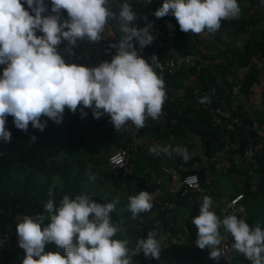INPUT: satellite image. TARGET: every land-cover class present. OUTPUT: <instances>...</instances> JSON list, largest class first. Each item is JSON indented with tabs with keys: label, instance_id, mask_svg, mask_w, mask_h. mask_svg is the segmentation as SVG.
I'll list each match as a JSON object with an SVG mask.
<instances>
[{
	"label": "clouds",
	"instance_id": "clouds-1",
	"mask_svg": "<svg viewBox=\"0 0 264 264\" xmlns=\"http://www.w3.org/2000/svg\"><path fill=\"white\" fill-rule=\"evenodd\" d=\"M109 4L110 0H51L53 14L45 16L44 0H0V65L5 66L0 76V140L11 141L8 116L18 130L27 132L31 123L43 132L47 121L41 122L42 117L61 124L65 108L76 113L80 105L82 118L87 115L83 109L91 108L94 119L107 114L117 130L129 121L139 129L146 118L160 117L166 99L164 81L154 71L160 63L155 55L151 62L139 56L133 43L140 49L150 45L155 39L150 34L152 25L134 27L137 14L126 0L118 5V16ZM62 11L67 12V20L61 19ZM169 14L181 32L211 35L222 20L238 19L240 7L237 0H163L154 16ZM117 18L123 35L111 45L116 49L111 62L91 68L66 63L58 51L62 42L71 54L78 40L100 41L108 21ZM31 139L35 142L37 137ZM128 199L133 219L152 208L146 191ZM211 206V198L205 197L199 215L192 219L196 247L211 249L209 258L217 260L223 228L232 237L235 251L251 264H264V230L235 215L221 219L210 211ZM114 209L115 202L102 204L87 195H65L58 204L48 200L42 213L25 215L16 225L18 247L25 252L22 264H133L132 257L140 252L158 260L161 240L154 231L139 239L131 254L127 239H114L127 231L113 222ZM48 244L64 254L46 252Z\"/></svg>",
	"mask_w": 264,
	"mask_h": 264
},
{
	"label": "trees",
	"instance_id": "trees-1",
	"mask_svg": "<svg viewBox=\"0 0 264 264\" xmlns=\"http://www.w3.org/2000/svg\"><path fill=\"white\" fill-rule=\"evenodd\" d=\"M246 1L257 10L263 11L258 8L257 0ZM123 2L125 0H110L109 7L117 13V16L118 5ZM126 2L132 6L133 11L137 14V19L133 22L134 27L139 29L151 24V32L158 33L165 30V36L171 40L170 53L149 50L147 61L151 62V57L155 55L161 68L169 59L174 60L177 67L173 73L165 70L161 77L156 73L164 81L166 99L160 117L155 120L151 117L146 118L144 126L154 130L156 139L168 140L172 137L177 140L178 144L188 146L187 153L174 161L178 169V177L181 178L190 173L197 174L201 185L206 190V197H208V191L212 190V187L210 183L206 184L205 182V169L193 166L196 161L200 162L193 157L192 146L188 144L193 137L200 141L203 157L207 159L208 168L211 170L214 169L215 154L226 153L231 161L227 172L243 173L245 178H249L248 173L250 171L255 172L254 185L249 180L244 181L241 185V199L245 206L243 219L250 227H255L258 223L264 230V155L261 150L257 151L254 155V162L246 164L248 166H243V172L240 168L242 164L240 166V164L234 163V157L241 156L248 145H256L262 141L256 133L257 131L252 130L254 122L259 128L262 121L258 120L256 114L251 116L242 112L239 105L241 97L246 98L251 93L257 76L255 71H251L239 83L231 84L226 82L224 78L226 74H230L232 68L249 67L252 58L257 54L261 59L264 58V41L252 39L243 49H231V57L228 60L225 58L224 64L209 63L204 65L205 57L198 48L200 39L197 34L181 32L175 17L171 14L159 19L154 16V13L162 6L163 0H126ZM44 3L48 10L43 15L53 14L51 13V0H44ZM24 7L27 10L26 4ZM61 19H68L66 11H62ZM260 19L264 26L263 12ZM237 20H222L220 29L231 28L234 30L232 27H240ZM107 25L114 28L117 38L122 37L118 18L110 19ZM168 25H171V28ZM37 35H42V33L37 32ZM91 49V46L80 45L77 42L69 54V46L66 42H62L58 51L66 63L73 64L80 60L89 62L90 58L88 57L91 54ZM4 67V65H0V76H2ZM186 81L194 83L204 94L194 95L191 91L183 93L182 88ZM233 84L241 85L240 97L233 98L227 93ZM261 101L264 107V92L261 95ZM81 106H78L76 113L65 108L61 124H56L47 117H42L41 122L47 121L43 132L34 129L31 123L27 132L18 130L14 126L13 117H7L6 129L11 132V141L6 143L0 140V228L2 230L7 232L16 230L18 219H22L25 215L35 217L42 213L44 204L48 200H53L58 204V200H61L69 191L66 190L67 185L64 188L63 186H53L56 177L60 179L62 185H72L73 193L70 196L72 198L77 195H87L98 203L114 202L97 192H95L97 194L95 197H91L90 193L92 192L85 190L89 185H92V177H85L81 173L84 165L78 154L80 148L74 140L75 129L79 125ZM235 117L240 120V125L232 126L229 124L226 132H229L232 126L230 129L231 140L238 147L236 150L225 151L220 139L221 130L223 124L232 121ZM160 120L162 123L159 122ZM33 136L37 137L35 142L31 139ZM120 148L126 149L119 147L116 150ZM126 150L128 151V149ZM101 163L104 164L105 168L109 166L107 159ZM71 170H73L72 174L70 173ZM118 170L119 175L128 181V173ZM176 202L186 206L191 218L199 215V207L192 205L190 196H182V188L176 194ZM117 210L116 204L114 211L110 214L113 222L119 220L116 215ZM154 211L157 212L159 209ZM165 214L168 217H165ZM152 215L153 209L151 208L150 211L140 213L136 219L132 218L131 220L139 228L138 232L142 236L147 237L148 232L156 229L162 230L164 233L175 234L170 211L162 212V215L156 219H151ZM227 215L228 213L221 219ZM47 223L48 221L45 222V224ZM184 237L183 241L171 240L168 246L162 247L160 258H163L167 264H186V262L188 264H223L218 259H210V250L207 248L202 251L196 247L197 229L192 221L186 222ZM231 240L233 241V239ZM154 260H151V263ZM141 261V264H148L149 262ZM231 264H251V262L244 255H237L234 250Z\"/></svg>",
	"mask_w": 264,
	"mask_h": 264
},
{
	"label": "crops",
	"instance_id": "crops-1",
	"mask_svg": "<svg viewBox=\"0 0 264 264\" xmlns=\"http://www.w3.org/2000/svg\"><path fill=\"white\" fill-rule=\"evenodd\" d=\"M240 7V14L238 23L240 27L219 29L215 34L205 35L197 34L200 39L198 45L199 50L202 52L204 65L209 63L224 64L225 58L230 59L231 49H243L246 44L252 39L264 41V27L260 19L263 11L249 5L246 0H237ZM101 37H106L108 40L113 41L117 38V34L111 25H107L105 31L101 33ZM80 45L91 46V43L85 40L77 41ZM226 54V55H225ZM251 71H255L257 80L251 88V93L248 97H241L239 105L242 112L251 116L256 114L258 120L262 124L257 127L256 133L262 139L264 144V107L262 106L261 95L264 92V58L257 56L251 60V65L245 68H232L230 74L224 76L225 81L228 83H239ZM83 106L80 107V109ZM87 115L82 118L81 111L79 118V125L76 126V135L74 140L79 146L78 154L82 160L84 168L81 173L85 177H92V185L87 189L91 197H95L97 193L112 199L117 204L118 216L117 221L114 223L119 224L121 227L127 229L125 234H117L118 239H127L129 241L128 248L130 254L135 251L136 243L139 239H147L142 236L135 224H133L132 213L128 209L129 197L136 196L140 191L148 192L152 199L153 215L151 219H156L162 215V212L170 211L175 227V234L164 233L162 230H154L157 238L161 240V248L168 246L170 241H183L185 239V224L187 221H192L190 212L185 205L177 204L176 194L181 188L180 178L177 176H170L163 172V169L169 167H176L174 161L176 158L182 157L187 153L188 146L178 144L174 138L156 139L154 130L146 126L136 128L131 121H129L121 129H115L110 121V117L105 114L99 120L93 118L92 109H83ZM162 123V120L159 121ZM256 123V122H254ZM257 124V123H256ZM258 126V125H257ZM252 130L253 127H252ZM188 144L192 146V155L194 158L200 160L194 163L195 168H204V176L206 184L211 185L212 190L208 191V197L219 199L212 202L210 211L216 213L219 218H222L230 211V202L237 196L241 195L240 189L244 181L249 180L252 185L255 184L256 173L250 171L249 178H245L243 173L227 172L231 161L226 153H217L214 158V169L208 168L207 159L203 157L202 148L198 138L193 137ZM119 147H125L129 151L128 160V181L124 180L119 175V170L111 168L110 166L104 167L101 162L108 158V156ZM191 148V147H189ZM242 172L243 166H248L244 163H239ZM236 164V165H239ZM73 173V170L70 171ZM125 175V174H124ZM67 185L71 196L72 185L63 184L59 178H54V187H62ZM65 190V189H64ZM94 192V193H93ZM60 200H58L59 202ZM179 201V200H178ZM222 201V202H219ZM159 206V207H158ZM235 208L238 218L243 219L245 215V206L240 199ZM159 209L155 212L154 210ZM165 217H168L165 214ZM22 219H18V223ZM46 222V221H45ZM132 224V225H131ZM222 241L232 239L230 234L226 233L221 228ZM114 237V239L116 238ZM45 251H59L53 244H48ZM161 254V253H160ZM25 258V252L19 248L18 245H12L9 241L0 240V264H22ZM149 261L148 264H167L163 258L155 259L146 258L143 252H140L132 257L133 264H141L142 261Z\"/></svg>",
	"mask_w": 264,
	"mask_h": 264
},
{
	"label": "built area",
	"instance_id": "built-area-1",
	"mask_svg": "<svg viewBox=\"0 0 264 264\" xmlns=\"http://www.w3.org/2000/svg\"><path fill=\"white\" fill-rule=\"evenodd\" d=\"M257 6L259 9L264 8V0H257ZM150 34L155 37L154 41L146 46L143 49H140L139 44L137 42H133L135 45V49L139 56L144 58L145 60L148 59L149 50H156L159 52L167 51L170 53L169 49L171 47V40L165 36V30H161L158 33L157 32H151ZM120 42V38H116L113 41L108 40L106 37H101V40L96 42L92 49L91 54L88 58H90L89 62H86L84 60H80L78 62H74L77 65H82L85 67H96L101 62L107 61L111 62L112 57L116 54V49L111 47V45H116ZM83 59V58H82ZM177 69L174 60L169 59L165 61V65L163 68L154 67V71L159 74V76H163L165 73V70L169 73L175 72ZM183 93L185 92H192L194 95L198 94H204L202 91L199 90V88L192 83L191 81H186L183 85ZM229 95H231L233 98L240 97L241 95V85L240 84H233L230 86L228 92ZM197 108V106H195ZM232 124L234 125H240V120L238 117H235L230 122H226L223 124L222 133H221V143L224 145V150L228 151L230 149L236 150L238 145L234 143L231 140L230 136V129L229 132H226V129L228 128V125ZM257 124L253 123V129H257ZM261 150L264 155V144L262 142L253 145L250 144L246 147L243 154L237 157H234V163H253L254 162V155L257 151ZM108 165L111 168L114 169H120L123 170L125 173H128V160H129V153L126 149L120 148L114 152H112L108 158ZM163 172L170 176H177L178 175V169L176 167H169L163 169ZM180 184L182 188V196H190L192 199V205H197L199 208L203 203L204 198L206 197V190L201 185L199 177L195 173H190L183 175L180 178ZM241 195L237 196L235 199H233L230 202V211L228 215H235L237 216L236 212L237 209L235 208L237 202L241 199ZM0 240H6L12 243V245H18V236L16 233V230L12 231H4L0 228ZM233 241L231 239H228L226 241L221 242V244L218 246V250L220 252V255L218 257V260H220L223 264H231L234 257V249L232 247ZM211 251V249L207 248ZM59 252L61 255H63V250L59 249ZM188 264V262H186ZM190 264V263H189Z\"/></svg>",
	"mask_w": 264,
	"mask_h": 264
},
{
	"label": "rangeland",
	"instance_id": "rangeland-1",
	"mask_svg": "<svg viewBox=\"0 0 264 264\" xmlns=\"http://www.w3.org/2000/svg\"><path fill=\"white\" fill-rule=\"evenodd\" d=\"M217 200H219V199H216V198H214V197H211V201L214 203L215 201H217ZM219 202H222V201H219ZM256 225H259L260 226V224H256ZM235 253L237 254V255H243V254H240V253H238L237 251H235Z\"/></svg>",
	"mask_w": 264,
	"mask_h": 264
}]
</instances>
